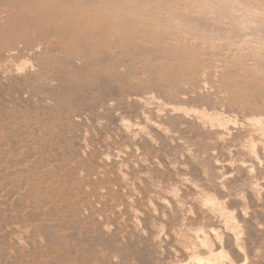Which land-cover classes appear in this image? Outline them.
I'll use <instances>...</instances> for the list:
<instances>
[{
  "label": "rangeland",
  "instance_id": "obj_1",
  "mask_svg": "<svg viewBox=\"0 0 264 264\" xmlns=\"http://www.w3.org/2000/svg\"><path fill=\"white\" fill-rule=\"evenodd\" d=\"M12 35H13L12 37H14L15 33H13ZM9 40H11V38L1 34L0 35V49L4 48L8 44ZM48 51L43 55H46L48 57H51V55H52V57H53V55H55V54L65 56V54L67 53L60 46H58V45L56 46V44H52L48 48ZM6 56L7 55L5 53L0 55V65L1 64L3 65L0 67V142H1L0 143V194H1L0 195V231L2 229V231L0 232V264H21V263H23V264H42V263L43 264H47V263L48 264H60V263L61 264H81V263L82 264H86V263L87 264H101L102 260H103L102 264H109V263L112 264L111 262L112 261L114 262V260H115L114 263H116V264H123V263L124 264H169L172 262H173L172 264H178V263L179 264H185L189 261L193 264L195 261L194 260L195 258L192 257L193 254L192 255L187 254L188 252L189 253L193 252V251L190 252V250L187 252L188 244L193 245L194 243H196L193 246L191 245L192 247L196 248L194 252H196V254H199L201 256L202 255L206 256L207 254H203V252H202V245L199 242L200 241L199 239H202V236L204 237V234H205V236H207V238H209L210 232H211V235H213V236H211L213 239L210 237L213 242H216L219 239H222L221 236H224L225 239L223 238L221 240L224 244L228 241V239L231 242H233L234 244H236L235 242H236L237 237H234V236H237L238 233L241 234L240 236H241V239L243 241L239 239L240 236L238 235L239 236L238 239L240 241L239 242L240 244H238V247L240 245V249L242 248V250H244V251L246 250L245 252H247L248 254L250 252L251 257L249 258V260L252 261V262L250 261L252 264H264V256H263L264 255V231H263V229H264L263 228L264 227V223H263L264 218H262V217H264V212H263V210H264V207H263L264 206V203H263V201H264V193H263L264 192V189H263L264 188L263 187L264 186V179H263L264 178V175H263L264 169L262 168V167H264L263 166L264 165V163H263L264 162V155L263 154L260 156H257V157L250 156L249 154H247L246 152H244L241 149V144H240L241 139H239V138H232V139L226 138V139H224V138L219 137L216 133H213V131L209 130L207 127L205 128V126H203L202 124L197 123V125H198L197 126L196 122L193 120L192 121L189 120V123H187L188 121L184 120L183 118H180V117H177V116H174L171 114L167 115V113H165L164 111H161L157 108L155 109L154 107L152 108L150 106L145 107V106L141 105L140 103L136 102L138 104L137 105L135 103V101L131 100V98L133 97V95H135V93L143 91L150 84V79L147 77L146 74H144V69L142 67V64H139V63L133 64V62L131 64V61H128V63L129 62L130 63L127 64L128 66H127L126 70L124 72H121L118 68V66L120 64H115V63L112 64L111 63V64H107L106 66H104L105 67L104 68V67L99 66L93 62V63H90V65H89V63L86 64L87 66L83 65L84 73L81 74V72L72 71V70L68 69L66 66H64L65 68H63V70H64L63 71L61 68H59L60 67L59 63H57V61L55 62L53 60L54 62L51 63L49 68H47V67L44 68V66L42 68V66H40L41 67L40 69H38L36 71H30L29 73H24V74L22 73V76H21L20 73L14 74V71H12V70L9 71L10 69L7 68L6 66H10V64L14 65L15 63H21L22 60L23 61L25 60V57L17 55V56H13V57L9 58L7 61H4ZM17 58H20V59H17ZM2 59H3V61H2ZM52 59H54V58H52ZM12 60L15 63L11 62ZM31 60L34 62L37 61V59L34 57ZM8 61H10L11 63ZM7 62L9 63V65H7L8 64ZM3 63H5V66ZM54 64H56V65H54ZM88 66H89V68H88ZM51 68H53L54 71ZM106 68H108V69L106 70ZM120 68H122V67H120ZM128 68H129V70H128ZM130 68H133V70ZM46 70H48L47 71L48 73L46 72ZM37 72H39V73H37ZM49 73L50 74L52 73V74L50 75ZM132 75H133V77H132ZM137 77H138V81H135ZM133 78H135V79H133ZM83 80L86 82L85 85L87 86V88H86V86H80V83ZM71 83H72V87L70 85ZM73 85H75V86H73ZM174 86H175V83H170V84L167 83L164 87L162 86L160 88V91L163 90L162 92H166L167 89H169L170 87H174ZM133 90L135 91V93H133L134 92ZM123 95H124V97H123ZM130 95H132V97ZM128 96H130V97H128ZM125 98H127V99H125ZM129 98H130V101H129ZM231 101L236 102L237 97L236 96L232 97ZM145 110L147 112L150 111V113L154 116L153 120H147L144 117L143 111H145ZM140 112H142V113L140 114ZM164 113L166 114L165 116H164ZM169 117H171V118H169ZM158 119L161 121H158ZM138 120H140V121H138ZM150 121H151V123H149ZM190 122H191V124H190ZM193 123H194V125H193ZM124 124L126 125L127 128L125 127ZM155 124L158 127V129L160 128L159 130L157 129ZM142 125H143V127H142ZM200 125H201L202 130L207 129L206 132H205V130L203 132H200V131H202V130H199ZM139 126H140V128H139ZM131 128H132V130H131ZM161 130H162V132H161ZM136 132H137V134H136ZM204 133L208 136H206ZM34 134L35 135L37 134V135L35 136ZM139 134H140V136H139ZM85 136L87 139L85 138ZM151 136H154V137H152L153 139L151 138ZM215 136H216V138H215ZM135 137H136V140H135ZM85 139L87 142H85ZM214 139L215 140L217 139V140L215 141ZM153 140H154V142L152 143ZM220 140H222V141L224 140V141L220 142ZM210 141H215L217 143L216 144H215V142L211 143ZM231 141L232 142L234 141L233 143H236V146ZM237 141H238V144H240V145L237 144ZM219 142L221 145L219 144ZM224 142H225V144H223ZM151 143H152V145H150ZM207 143L210 145V147ZM206 145H207V147H206ZM223 145H224V147H223ZM225 145H226V147H225ZM215 146L217 148H215ZM230 147H233V148H230ZM235 147H237V148H235ZM88 148H90V149L88 150ZM223 148H225V149H223ZM234 148L238 149V150H235ZM21 149H22V151H20ZM238 152H240L239 155L241 154V156L238 155ZM199 153H200V155H199ZM206 153H207V155H206ZM223 153L226 154V157L224 156L225 154H223ZM228 153H229V155H228ZM86 154H87V156L85 157ZM213 154H216V155H213ZM222 154L224 157H222ZM242 154H244V155H242ZM203 155H205V157ZM106 156H109V157L105 158ZM201 156L205 159L206 162L204 161V159H202ZM214 156H215V158H214ZM227 156H228V158H227ZM233 157L238 158L237 160L239 162L241 161L240 162L241 164H238L239 162H237V160H236L237 163L235 162V164H234L233 162L235 160L233 159ZM244 157H246L247 159ZM219 158H220V160H219ZM223 158L226 160H223ZM229 158L231 160H229ZM20 159H22V160H20ZM227 159H228V161H227ZM242 159H243V161H242ZM252 160H254V163H252L253 162ZM255 160H256V163H255ZM217 161H218V163L222 162L223 164L222 163H221L222 165L218 164V163H216ZM229 162L232 165L228 164ZM11 164H13V165H11ZM233 164L235 165L234 167H233ZM255 164H256V168L254 166ZM129 165H130V167H129ZM244 165L247 166L246 170H245L246 166H244ZM209 167H210V169H209ZM105 168H106V170H105ZM205 168H207V169H205ZM227 168L230 170H228ZM248 168H250V170L252 169V171H254V172L250 171ZM100 169H102L103 171ZM176 169H177V171H175ZM236 169H238V170L240 169L241 174H239L240 171H238ZM259 169H261L260 170L261 172L257 171ZM247 170H249V171H247ZM208 171H209V173H208ZM212 171L214 174L211 173ZM220 171H221V173H219ZM237 172L239 175H237ZM248 172H250V173L252 172L253 174L255 173L256 175L258 173H260L257 176L259 177V181L261 182V180H262L263 183H261L262 186L259 187L260 189L257 192L253 191V188H251L250 182H251L252 178H250V177L253 174L252 173L250 174ZM88 173H90V174H88ZM222 173H225L224 176L228 173L229 177H228V175H226L227 177L225 178L224 176L221 175ZM170 174H172V175H170ZM205 174H206V176H205ZM242 174L244 177L242 176ZM102 175H104V176H102ZM233 175H234V177H232ZM247 175H249V179L246 178ZM30 176H31V178H30ZM175 176L177 178H175ZM186 176L188 177V179L186 178ZM213 176H214V179H213ZM217 177H218L219 181L217 180ZM208 178H209V180H207ZM236 178H238V179H236ZM44 179L47 181H45ZM185 180H187L186 183L184 182ZM188 180L189 181L193 180V181L189 182ZM223 180L225 183L222 182ZM68 181H70V182H68ZM201 181H202V183H200ZM241 182L243 185H246L247 188H245L246 186L245 187L242 186ZM246 182H247V184H246ZM190 183L191 184L193 183V184L191 185ZM211 183H213V184H211ZM215 183H217V184H215ZM94 184H96V185H94ZM176 184L177 185L179 184L178 185L179 187ZM194 184L196 185L197 189L194 186ZM224 184L226 187L224 186ZM26 185L28 187H26ZM60 185H62V186H60ZM216 185H218V186H216ZM42 186H44V188ZM153 186L154 187L156 186V187L154 188ZM228 186H229V188H228ZM194 187H195V190L197 192L194 190ZM199 187H200L201 191L198 190ZM203 187H204V189H203ZM223 187H224V189H223ZM240 187H242V188H240ZM104 188L106 189L105 192L103 190ZM185 188H187V189H185ZM238 188L240 190H238ZM250 188H251V190H250ZM230 189H232V190H230ZM234 189L238 190V192L240 191V193H238ZM166 190H169V191H166ZM181 190L183 191V194H181L182 193ZM191 190H193V192ZM216 190L218 193L216 192ZM179 191H181V192H179ZM206 191H207V194H206ZM221 191H223V192H221ZM235 191H236V193H235ZM32 192H33V194H32ZM34 192L36 193L37 198L34 197V195H35ZM160 192H161V195H163L165 193L162 196V197H164L162 199H161ZM169 192L171 194H173L172 197H171V194H168ZM209 192L211 194H212V192L214 193L213 196H216V197H213V198L216 199L217 202H216V204L213 203V205L214 204L216 205L215 207H212L213 205L211 206V204H209L211 202L207 203V207H208V209H207L206 204H205V199H207V197L209 195L211 196V194H208ZM18 193L20 194V196ZM89 193H91V194H89ZM175 193H177L178 196H176ZM196 193H198V194H196ZM199 193H201L202 195ZM232 193H233V195H232ZM56 194H57V196H56ZM110 194H111V196H110ZM193 194L196 196V199L198 198L197 200H200V201H196V199H193V198H195V196H193ZM217 194H218V196H217ZM257 194H258V196H257ZM16 195H17V197H16ZM151 195H153V196H151ZM197 195H198V197H197ZM200 195H201V197H199ZM206 195H208V196H206ZM229 195H231V196H229ZM247 195H250V197L249 196L247 197ZM253 195H255L256 197ZM3 196H5V197H3ZM24 196H25V200H24ZM189 196L193 197V198H191V200L193 199V201L189 200V198H190ZM219 196L222 197L223 199L219 198ZM239 196L240 197L245 196V197H243L241 200V198H239ZM150 197L152 199H150ZM177 197H178V199H177L178 201L176 200ZM204 197H205V199H204ZM234 197H235V199L233 201ZM246 197L249 198V200ZM252 197H253V199L250 201V199ZM26 198H27V200H26ZM30 198L31 199L33 198L35 201H33V199L31 200ZM201 198H203V199H201ZM244 198L246 200L245 201L246 203H244ZM254 198H256V199H254ZM6 199H8L9 201ZM220 199L222 200L221 203H220V201H221ZM228 199H230L231 201ZM1 200H2V203H1ZM11 200H13V201L11 202ZM79 200L82 203H79ZM94 200L96 201L95 203H94ZM166 200H168V201H166ZM247 200H248V202H247ZM24 201H26V202H24ZM31 201L33 202V204ZM42 201L44 202L43 204L41 203ZM119 201L122 202V204L119 203ZM169 201H170V204H169ZM180 201H182V202L184 201L185 203H182ZM202 201H203L206 208L204 206H203L204 208L202 207V205H203ZM224 201H225V204L223 203ZM235 201H237V202H235ZM240 201H241V203H240ZM5 202L7 205L4 204ZM14 202H16V203H14ZM73 202H74V204H73ZM178 202H180V204L181 203L182 204L180 205V204H178ZM189 202H190V204H189ZM192 202H193V204H192L193 206L191 209V203ZM206 202H207V200H206ZM232 202H234V204ZM256 202L259 204H257ZM96 203L100 204L102 209H100L99 205L96 206ZM148 203H150V204L148 205ZM199 203L201 204V206ZM218 203L222 204L220 206V208L218 207L219 206ZM227 203H228V205H230V207L227 206V209H226L228 212L225 211V207H226ZM238 203H240V204L238 205ZM254 203L256 206L254 205ZM22 204H24V206L27 209L28 208L29 209L27 210L24 206H22ZM45 204H47V207L45 206ZM173 204L176 206H174ZM183 204H185V206H186L185 208H183L184 207ZM188 204L190 206H188ZM155 205L158 208L159 207L160 208L156 209ZM234 205L236 206V209H235ZM118 206L120 207V209ZM222 206H223V208H221ZM238 206H239V208H238ZM244 206H245L246 210L247 209L249 210V212H247L248 210L246 211L245 208L242 210V208ZM6 207H8V208H6ZM9 207H10V209L12 207L11 211H9L10 210ZM146 207H147V210L144 211V209H146ZM201 207L203 208V210H201L202 209ZM18 208H20V210ZM23 208H25V210ZM32 208H34V209H32ZM212 208H214V209L216 208L215 209L216 213H214L215 211H214V209L212 210ZM217 208H219V209H217ZM15 209H17V210H15ZM55 209L56 210L60 209V210L56 211ZM110 209L113 211H111ZM180 209L184 210V211H181ZM205 209H207V211ZM220 209L221 210L224 209L223 212H221L222 216L219 212V211H221ZM84 210H86V211H84ZM158 210H159V214H158L159 216L157 215ZM162 210H164V211H162ZM231 210H232V212L230 213ZM234 210L238 213L240 211H242V212H240L241 214H239L238 216H237V214H238L237 213L236 215H234L235 217L233 218L232 215L235 212ZM244 210L246 212L245 214H243ZM252 210H253V212H251ZM19 211H21L22 213ZM26 211H28V212H26ZM193 211H194L195 216L192 215ZM3 212H5V213L3 214ZM154 212H156V213H154ZM208 212H210V213H208ZM176 213H178V214H176ZM225 213L231 219L233 218L232 219L233 221L229 217L227 218ZM5 214H6V216H5ZM21 214H22V216H21ZM95 214H96V216H95ZM163 214H165V215H163ZM167 214L168 215L171 214V215L168 216ZM181 214H182V216H180ZM202 214H203V216H202ZM213 214H215V216ZM216 214H217L218 218L216 217ZM246 214L249 217L244 216ZM223 215L225 216V218L227 220L224 218ZM240 215H242L243 219ZM4 216H5V218H4ZM188 216H190V218ZM210 216H212V218ZM90 217H91V219H90ZM101 217H102V220H101ZM194 217H197V219H193ZM200 217H201V219H200ZM222 217L224 219H221ZM237 217H239V218L236 219ZM174 218L175 219L177 218L178 220L177 219L175 220ZM179 218H183V220L179 219ZM206 218L208 220H206ZM245 218H247V219L245 220ZM184 219H185V222H183ZM187 219H189V221H186ZM235 219H236V222L234 221ZM53 220H55L56 222L58 221V222L56 223ZM180 220H181V222H180ZM209 220H212V221H209ZM215 220H217V222ZM192 221L194 222V224L196 223L195 224L196 226L194 224H192L193 223ZM213 221H215V222H213ZM227 221L230 222V224ZM253 221H254V223H252ZM256 221H257V223H255ZM11 222H13V223H11ZM14 222H17V223H14ZM68 222H69V224H68ZM225 222H227L228 224H226ZM231 222H234L236 224L239 223V224L235 225L234 223H232V225H233L232 226ZM28 223H30V224H28ZM93 223L95 226L93 225ZM97 223H98V225H97ZM7 224H8V226H7ZM40 224L43 227L40 226ZM100 224H103L104 227L106 226V228L108 227L107 229H110V226H111L110 230H112L111 232L114 231L113 235H110L107 238L99 237L98 228L101 226ZM144 224H146V225H144ZM207 224H209L208 226L210 228H207L208 227L207 226L206 227L207 229H206L205 226ZM215 224H217V225H215ZM222 224L223 225L226 224V227L222 226ZM259 224L261 226H260V228H257L259 226ZM69 225H71V226H69ZM184 225L189 226V227H186ZM18 226H20V227H18ZM112 226L115 229L112 228ZM161 226H162V228H161ZM169 226H171V227H169ZM192 226H193V228H191V229L193 231L191 232L190 227H192ZM201 226H203L204 228ZM230 226H231V228H230ZM238 226L240 229L238 228ZM253 226H254V228H256V230L255 229L252 230ZM27 227L28 228L30 227L29 228L30 230ZM150 227H153V228H150ZM185 227L188 229H186ZM236 227H237V230L239 229L238 230L239 232L237 230H234V229H236ZM16 228L20 229L21 231L17 230ZM39 228L41 230H38ZM163 228H165L164 231H163ZM199 228L202 229L201 230L202 236L200 234L201 232H200ZM220 228H221V230H220ZM226 228H227V230H225ZM13 229L15 230V232ZM25 229H27L28 232ZM137 229H139V230H137ZM143 229H145V230L143 231ZM146 229H147V231H146ZM218 229H219V232L217 231ZM228 229L229 230L231 229L230 231L232 233L234 232L235 235H233ZM248 229H249V231H248ZM16 230H17V232H16ZM33 230H35V231H33ZM159 230H161V231H159ZM210 230H212V231H210ZM215 230H216V232H215ZM240 230H242V231H240ZM84 231H86L87 233ZM168 231H169V235H166V234H168ZM194 231H195V233L193 234ZM196 231H197V233H196ZM204 231H206V232H204ZM235 231H237V233H235ZM243 231H244V235L242 233ZM256 231H258V232H256ZM140 232L143 233V237L145 238L144 240H142L143 238H142V236H140V235H142ZM144 232H146V233H144ZM160 232H161V235H159ZM20 233H21V235H20ZM33 233H35V234H33ZM80 233L83 234L84 237L87 238L89 242L86 241V239ZM136 233H139L140 235L136 234ZM156 233L159 235V239H161L160 243L163 244V245H158V247H157V244H155V242H154V239H155L154 237H157ZM179 233H181V234H179ZM216 233L217 234L221 233V235L219 234L220 235L219 236ZM250 233L252 234V238L250 237V235H248ZM14 234H15V236H14L13 241H12V239H10V238H12ZM17 234H18V236L16 237ZM175 234H176V236H175ZM195 234L199 235L198 238L199 237H201V238L198 239ZM254 234H256L258 239L256 237H253V236H255ZM19 235L21 238L19 237ZM125 235H126V238H125ZM136 235H138V236H136ZM229 235H231V236H229ZM38 236L40 237V239ZM55 236H57V237L55 238ZM168 236H169V240H171V242H169ZM186 236L188 239L185 238ZM242 236H244V237H242ZM164 237H166V240ZM69 238H70V241H69ZM146 238L148 240H146ZM178 238H179V240H178ZM44 239H46V240H44ZM91 239H92V241H91ZM112 239L114 240L113 242H111ZM159 239H157V240H159ZM247 239H250V240L247 241ZM33 240H36V242L33 243ZM151 240H152V242H151ZM185 240H187V241H185ZM190 240L192 242H190ZM223 240H225V241H223ZM252 240H254V241H252ZM255 240L256 241L259 240V241L255 242ZM10 241H12V242H10ZM44 241H46V242H44ZM78 241H80V242H78ZM165 241L167 243H165ZM16 242H17V245H16ZM94 242H97L98 245H96ZM108 242H110V243H108ZM178 242H180V244ZM35 243H36V245H35ZM79 243H81L82 245ZM88 243L91 245H88ZM146 243H148L149 245ZM181 243H184V245ZM249 243H251V245H253V246H250ZM175 244H176V247H175ZM241 244H242V246H241ZM155 245H156V247H155ZM171 245L174 246V248ZM178 245H180L184 248H182ZM190 245H189V247H190ZM195 245H197V247ZM92 246H94V248H95V246H96V248L99 247L98 249L104 248L105 252L102 251L103 249H101V250L97 249V251H96V248H95V251H96V254H95L94 253L95 251L93 252L94 248ZM148 246H149V248H148ZM162 246H165L163 248L166 251L162 248ZM169 247H172V248H169ZM185 247H187V250H184ZM25 248H26V251H25ZM194 248H192V250H194ZM197 248H199V249L197 250ZM248 248H250V249H248ZM21 249H22V252H24V253L20 252ZM88 249H90V250H88ZM156 249H158V252H160V255L158 254ZM169 249L170 250L172 249L173 251H170ZM257 249H260V250H258L259 253L256 252ZM13 250H15V252ZM178 250L180 251L179 254L182 252L180 254L181 256L178 254ZM224 250H225V252L229 251V249L226 245H225ZM252 250L255 252H253ZM90 251H92V252H90ZM164 251L167 252V253H163L165 255L162 254V252H164ZM168 251H170V252H168ZM183 251L185 252L186 255L184 254ZM12 252H14V253H12ZM174 252H175L174 255H177V256H173L172 258H174V259H172L169 262V260H170V258ZM90 253H93V254H90ZM101 253H102V255H101ZM103 254H104V256H106L108 254L106 256V260L103 259L104 258ZM182 254H184V256ZM255 254H257V255H255ZM89 255H91V256L93 255V257H90ZM178 255H179V257H178ZM254 255H255V257H254ZM258 255H260V259H259ZM73 256H75V257H73ZM84 256H85V258H84ZM160 256H162V257H160ZM189 256H191V257H189ZM70 257H71V259H70ZM176 257H178V259ZM87 258L89 260H91V262L88 261ZM161 258H164V259H161ZM96 260H98V261L100 260L101 262L99 261L100 262L99 263ZM109 260H112V261H109ZM148 260H150V261H148ZM174 260H176V261H174ZM254 260H255V262H254ZM259 260H260V262H259ZM13 261H15V262H13ZM72 261H73V263H71ZM79 261H80V263H79ZM85 261H87V262H85ZM250 262H249V264H251ZM187 264H189V263H187Z\"/></svg>",
  "mask_w": 264,
  "mask_h": 264
},
{
  "label": "bare ground",
  "instance_id": "obj_2",
  "mask_svg": "<svg viewBox=\"0 0 264 264\" xmlns=\"http://www.w3.org/2000/svg\"><path fill=\"white\" fill-rule=\"evenodd\" d=\"M15 33L14 37H12ZM8 36L11 40L8 44L0 49V55L6 54L4 61H7L13 56H24L25 60L21 63H15L13 60L11 62L14 65L6 66L9 71H14V74L29 73L30 71H36L42 66L49 68L52 62L59 63V68L63 70L66 66L72 71H79L81 74L84 73L83 65L89 63H95L99 66H106L107 64H120L118 66L121 72H124L127 68L128 61L131 64H142L144 69V74L150 79L149 86L146 87L141 92L135 93V95H130L132 101L135 103H140L141 105L147 107H154L167 113L171 114L184 120H193L199 124L207 127L209 130L216 133L221 138H239L241 139V149L249 154L250 156L257 157L264 155V0H0V35ZM6 38V37H5ZM60 46L67 53L65 56L62 55H51L48 57L45 54L48 48L52 45ZM49 52V51H48ZM58 53V52H57ZM50 54V53H49ZM43 55V56H42ZM50 56V55H49ZM36 58L37 61H32V58ZM54 58V59H52ZM20 59V58H17ZM11 60V59H10ZM54 60V61H53ZM3 61V59H2ZM10 62V61H8ZM7 62V63H8ZM10 62V63H11ZM6 63V64H7ZM5 66V63H3ZM94 64V65H95ZM9 65V63L7 64ZM56 65V64H54ZM3 66L2 64L0 67ZM87 66V65H86ZM92 66V65H91ZM98 66V67H99ZM109 66V65H108ZM138 66V65H137ZM122 67V68H120ZM130 67V66H129ZM132 67V66H131ZM3 68V67H2ZM58 68V69H59ZM89 68V66H88ZM105 68V67H104ZM138 68V67H137ZM53 69V68H51ZM97 69V68H96ZM108 68H106L107 70ZM133 70V68H130ZM7 70V69H6ZM5 70V71H6ZM45 70V69H44ZM56 70V69H55ZM61 70V71H62ZM86 70V69H85ZM129 70V68H128ZM48 70H46L47 72ZM52 71V70H51ZM54 71V69H53ZM64 71V70H63ZM7 72V71H6ZM39 73V72H37ZM48 73V72H47ZM53 73V72H52ZM51 73V74H52ZM78 73V72H77ZM129 73V72H128ZM133 73V72H132ZM131 73V74H132ZM12 74V73H11ZM45 74V73H44ZM50 74V73H49ZM50 74V75H51ZM68 74V73H67ZM75 74V73H74ZM79 74V73H78ZM122 74V73H121ZM120 74V75H121ZM28 75V74H27ZM93 75V74H92ZM108 75V74H107ZM29 76V75H28ZM27 76V77H28ZM47 76V75H46ZM49 76V75H48ZM88 76V75H87ZM86 76V77H87ZM80 77V76H79ZM133 77V75H132ZM47 78V77H46ZM48 79V78H47ZM89 79V78H88ZM87 79V80H88ZM91 79V78H90ZM100 79V78H99ZM135 79V78H133ZM148 79V80H149ZM82 80V79H81ZM101 80V79H100ZM108 80V79H107ZM58 81V80H57ZM80 81V80H79ZM78 81V82H79ZM110 81V80H109ZM108 81V82H109ZM135 81H138V77ZM93 82V81H92ZM175 83L174 87H170L166 92L160 91V88L166 84ZM43 84V83H42ZM54 84V83H53ZM60 84V83H59ZM77 84V83H76ZM86 82L83 80L80 86H86ZM50 85V84H49ZM72 87V83L70 84ZM45 86V85H44ZM75 86V85H73ZM77 86V85H76ZM79 86V87H80ZM78 87V86H77ZM48 88V87H47ZM56 88V87H55ZM87 88V86H86ZM168 88V87H167ZM77 90V89H76ZM75 90V91H76ZM90 90V89H89ZM166 90V89H165ZM74 91V90H73ZM78 91V90H77ZM132 91V90H131ZM128 96V97H130ZM237 97L236 102H232V97ZM124 97V95H123ZM127 97V96H126ZM127 99V98H125ZM119 101V100H118ZM130 101V98H129ZM119 103V102H118ZM130 103V102H129ZM134 103V104H135ZM136 103V104H137ZM121 104V103H120ZM117 105V104H116ZM132 105V104H131ZM138 105V104H137ZM141 108V107H140ZM139 108V109H140ZM144 109V108H143ZM140 111V110H139ZM66 112V111H65ZM160 112V111H159ZM142 112H140L141 114ZM164 113V116L166 115ZM144 117L147 120H153L154 116L146 110L143 111ZM162 114V113H161ZM21 115V114H20ZM65 115V114H64ZM139 115V114H138ZM156 115V114H155ZM160 115V114H159ZM81 116V115H80ZM142 116V115H141ZM140 116V117H141ZM11 117V116H10ZM136 117V116H135ZM161 117V116H160ZM159 117V118H160ZM68 118V117H67ZM158 118V117H157ZM162 118V117H161ZM171 118V117H169ZM168 118V119H169ZM176 118V117H175ZM166 120V119H165ZM179 120V119H178ZM183 120V121H184ZM15 121V120H14ZM140 121V120H138ZM158 121H161L158 119ZM182 121V122H183ZM40 122V121H39ZM153 122V121H152ZM136 123V122H135ZM151 123V121L149 122ZM154 124V123H153ZM191 124V122H190ZM30 125V124H29ZM125 125V124H124ZM145 125V124H144ZM194 125V123H193ZM156 126V124H155ZM198 126V125H197ZM43 127V126H42ZM126 127V125H125ZM143 127V125H142ZM145 127V126H144ZM154 127V126H153ZM157 127V126H156ZM155 127V128H156ZM194 127V126H193ZM201 129V125L199 126ZM127 128V127H126ZM138 128V127H137ZM140 128V126H139ZM196 128V127H195ZM135 129V128H134ZM146 129V128H145ZM158 129V127H157ZM160 129V128H159ZM158 129V130H159ZM197 129V128H196ZM130 130V129H129ZM132 130V128H131ZM144 130V129H143ZM149 130V129H148ZM205 130V129H204ZM204 130L200 131L203 132ZM207 130V129H206ZM205 130V132H206ZM35 132V131H34ZM162 132V130H161ZM80 133V132H79ZM131 133V132H130ZM129 133V134H130ZM140 133V132H139ZM150 133V132H149ZM135 134V133H134ZM137 134V132H136ZM203 134V133H202ZM205 134V133H204ZM2 135V134H1ZM35 135V134H34ZM37 135V134H36ZM35 135V136H36ZM87 135V134H86ZM149 135V134H148ZM152 135V134H151ZM200 135V134H199ZM206 135V134H205ZM140 136V134H139ZM201 136V135H200ZM208 136V135H206ZM134 137V136H133ZM154 136H151V138ZM202 137V136H201ZM2 138V137H1ZM86 138V136H85ZM150 138V139H151ZM213 138V137H212ZM216 138V136H215ZM87 139V138H86ZM85 139V142H87ZM129 139V138H128ZM138 139V138H137ZM148 139V138H147ZM153 139V138H152ZM202 139V138H201ZM211 139V138H210ZM13 140V139H12ZM136 140V137H135ZM165 140V139H164ZM215 140V139H214ZM217 140V139H216ZM215 140V141H216ZM228 140V139H227ZM202 141V140H201ZM215 141H210L215 142ZM222 140H220L221 142ZM224 141V140H223ZM222 141V142H223ZM9 142V141H8ZM23 142V141H22ZM147 142V141H146ZM154 140L152 141V143ZM162 142V141H161ZM209 142V143H210ZM219 142V144H220ZM229 142V141H228ZM232 142V141H231ZM234 142V141H233ZM232 142V143H233ZM1 143V142H0ZM15 143V142H14ZM137 143V142H136ZM135 143V144H136ZM149 143V142H148ZM152 143L150 145H152ZM217 142H215L216 144ZM8 144V143H7ZM33 144V143H32ZM196 144V143H195ZM208 144V143H207ZM214 144V143H213ZM225 144V142L223 143ZM236 146V143H233ZM238 144V141H237ZM238 144V145H240ZM9 145V144H8ZM46 145V144H45ZM87 145V144H86ZM137 145V144H136ZM154 145V144H153ZM209 145V144H208ZM221 145V144H220ZM138 146V145H137ZM213 146V145H212ZM217 146V145H216ZM215 146V148H217ZM219 146V145H218ZM13 147V146H12ZM60 147V146H59ZM88 147V146H87ZM139 147V146H138ZM152 147V146H151ZM155 147V146H154ZM166 147V146H165ZM207 147V145H206ZM210 147V145H209ZM214 147V146H213ZM224 147V145H223ZM226 147V145H225ZM137 148V147H136ZM233 148V147H230ZM237 148V147H235ZM234 148V149H235ZM239 148V147H238ZM84 149V148H83ZM90 148H88L89 150ZM154 149V148H153ZM206 149V148H205ZM225 149V148H223ZM27 150V149H26ZM238 150V149H235ZM14 151V150H13ZM22 151V149L20 150ZM145 151V150H144ZM204 151V150H203ZM9 152V151H8ZM28 152V151H27ZM35 152V151H34ZM202 152V151H201ZM229 152V151H228ZM242 152V151H241ZM243 152V153H244ZM213 153V152H212ZM240 152H238L239 155ZM59 154V153H58ZM109 154V153H108ZM225 154V153H223ZM222 157H226V154ZM232 154V153H231ZM46 155V154H45ZM44 155V156H45ZM60 155V154H59ZM110 155V154H109ZM200 155V153H199ZM207 155V153H206ZM216 155V154H213ZM229 155V153H228ZM244 155V154H242ZM15 156V155H14ZM23 156V155H22ZM37 156V155H36ZM87 154L85 155V157ZM149 156V155H148ZM205 157V155H203ZM231 156V155H230ZM241 156V154L239 155ZM238 156V157H239ZM247 156V155H246ZM17 157V156H16ZM106 156L105 158H108ZM202 157V156H201ZM200 157V158H201ZM213 157V156H212ZM243 157V156H242ZM12 158V157H11ZM30 158V157H29ZM111 158V157H110ZM210 158V157H209ZM215 158V156H214ZM221 158V157H220ZM219 158V160H220ZM228 158V156H227ZM231 158V157H230ZM229 158V160H231ZM240 158V157H239ZM246 158V157H244ZM260 158V157H259ZM14 159V158H13ZM46 159V158H45ZM54 159V158H53ZM118 159V158H117ZM122 159V158H121ZM202 159H204L202 157ZM233 163L235 164L238 158H234ZM241 159V158H240ZM247 159V158H246ZM22 160V159H20ZM119 160V159H118ZM211 160V159H210ZM223 160H226L223 158ZM245 160V159H244ZM263 160V159H262ZM11 161V160H10ZM107 161V160H106ZM123 161V160H122ZM205 161V159H204ZM214 161V160H213ZM228 161V159H227ZM233 161V160H232ZM243 161V159H242ZM250 161V160H249ZM253 161V162H252ZM251 162L254 163V160ZM260 161V160H259ZM111 162V161H110ZM115 162V161H114ZM206 162V161H205ZM212 162V161H211ZM225 162V161H224ZM237 162H239L237 160ZM236 162V163H237ZM241 162V161H240ZM238 164H241V163ZM250 162V163H251ZM263 162V161H262ZM12 163V162H11ZM23 163V162H22ZM54 163V162H53ZM103 163V162H102ZM106 163V162H105ZM113 163V162H112ZM218 163V161L216 162ZM219 162L218 164H221ZM226 163V162H225ZM245 163V162H244ZM256 163V160H255ZM264 163V162H263ZM4 164V163H3ZM16 164V163H15ZM27 164V163H26ZM107 164V163H106ZM223 164V163H222ZM221 164V165H222ZM228 164H231L230 162ZM233 164V167L235 166ZM243 164V163H242ZM13 165V164H11ZM22 165V164H21ZM24 165V164H23ZM50 165V164H49ZM77 165V164H76ZM220 165V166H221ZM232 165V164H231ZM251 165V164H250ZM25 166V165H24ZM108 166V165H107ZM110 166V165H109ZM246 166V165H244ZM253 166V165H252ZM251 166V167H252ZM256 168V164L254 165ZM264 166V165H263ZM112 167V166H111ZM130 167V165H129ZM202 167V166H201ZM249 167V166H248ZM91 168V167H90ZM110 168V167H109ZM224 168V167H223ZM229 168V167H228ZM227 168V169H228ZM244 168V167H243ZM247 166L245 167L246 170ZM254 168V167H253ZM264 169V167H262ZM18 169V168H17ZM44 169V168H43ZM207 169V168H205ZM210 169V167H209ZM212 169V168H211ZM214 169V168H213ZM218 169V168H217ZM250 170V168H248ZM9 170V169H8ZM102 170V169H100ZM106 170V168H105ZM180 170V169H179ZM178 170V171H179ZM191 170V169H190ZM216 170V169H215ZM230 170V169H228ZM234 170V169H233ZM232 170V171H233ZM238 170V169H236ZM242 170V169H241ZM247 170V171H249ZM254 170V169H253ZM256 170V169H255ZM261 169L257 170L260 171ZM6 171V170H5ZM103 171V170H102ZM158 171V170H157ZM177 171V169L175 170ZM206 171V170H205ZM214 171V170H213ZM213 171L211 173H213ZM224 171V170H223ZM240 171V169L238 170ZM246 171V172H247ZM252 171V169L250 170ZM263 171V170H262ZM3 172V171H2ZM9 172V171H8ZM227 172V171H226ZM229 172V171H228ZM245 172V171H244ZM254 172V171H252ZM251 172V173H252ZM261 172V171H260ZM170 173V172H169ZM175 173V172H174ZM177 173V172H176ZM181 173V172H180ZM179 173V174H180ZM204 173V172H203ZM209 173V171H208ZM210 173V174H211ZM221 173V171L219 172ZM235 173V172H234ZM250 173V172H248ZM247 173V174H248ZM250 173V174H251ZM27 174V173H26ZM90 174V173H88ZM214 174V173H213ZM212 174V175H213ZM225 173L221 175L224 176ZM241 174V171L240 173ZM237 172V175H239ZM249 174V175H250ZM253 174V173H252ZM260 174V173H258ZM257 174V175H258ZM263 174V173H262ZM125 175V174H124ZM123 175V176H124ZM172 175V174H170ZM204 175V174H203ZM202 175V176H203ZM228 175V173L226 174ZM224 176L225 178L227 176ZM232 175V174H231ZM245 175V174H244ZM249 175L246 178L249 179ZM255 173L251 175V188L253 191L257 192L262 186L259 181V177ZM264 175V174H263ZM45 176V175H44ZM104 176V175H102ZM192 176V175H191ZM206 176V174H205ZM218 176V175H217ZM243 176V174H242ZM96 177V176H95ZM141 177V176H140ZM198 177V176H197ZM229 177V175H228ZM234 177V175L232 176ZM244 177V176H243ZM31 178V176H30ZM97 178V177H96ZM100 178V177H99ZM104 178V177H103ZM175 178H177L175 176ZM179 178V177H178ZM183 178V177H182ZM185 178V177H184ZM188 179V177L186 176ZM50 179V178H49ZM90 179V178H89ZM101 179V178H100ZM151 179V178H150ZM181 179V178H180ZM190 179V178H189ZM214 179V176H213ZM238 179V178H236ZM261 179V178H260ZM264 179V178H263ZM40 180V179H39ZM45 180V179H44ZM88 180V179H87ZM98 180V179H97ZM124 180V179H123ZM209 180V178L207 179ZM218 180V177H217ZM228 180V179H227ZM246 180V179H245ZM244 180V181H245ZM41 181V180H40ZM47 181V180H45ZM49 181V180H48ZM71 181V180H70ZM68 181V182H70ZM91 181V180H90ZM161 181V180H160ZM170 181V180H169ZM180 181V180H179ZM189 181V180H188ZM193 181V180H191ZM189 181V182H191ZM219 181V180H218ZM221 181V180H220ZM233 181V180H232ZM5 182V181H4ZM97 182V181H96ZM103 182V181H102ZM144 182V181H143ZM185 183L187 180L184 181ZM224 182V180L222 181ZM85 183V182H84ZM162 183V182H161ZM175 183V182H174ZM199 183V182H198ZM202 183V181L200 182ZM225 183V182H224ZM231 183V182H230ZM237 183V182H236ZM43 184V183H42ZM60 184V183H59ZM148 184V183H147ZM167 184V183H166ZM191 184V183H190ZM193 184V183H192ZM191 184V185H192ZM213 184V183H211ZM217 184V183H215ZM235 184V183H234ZM242 184V182H241ZM247 184V182H246ZM63 185V184H62ZM60 185V186H62ZM84 185V184H83ZM93 185V184H92ZM96 185V184H94ZM177 185V184H176ZM179 185V184H178ZM177 185V186H178ZM201 185V184H200ZM221 185V184H220ZM227 185V184H226ZM230 185V184H229ZM236 185V184H235ZM24 186V185H23ZM33 186V185H32ZM56 186V185H55ZM74 186V185H73ZM107 186V185H106ZM176 186V187H177ZM185 186V185H184ZM188 186V185H187ZM196 187V185L194 184ZM205 186V185H204ZM211 186V185H210ZM209 186V187H210ZM215 186V185H214ZM218 186V185H216ZM225 186V184H224ZM242 186H246L243 185ZM250 186V185H249ZM26 187H28L26 185ZM34 187V186H33ZM38 187V186H37ZM44 188V186H42ZM128 187V186H127ZM154 187V186H153ZM156 187V186H155ZM154 187V188H155ZM168 187V186H167ZM179 187V186H178ZM194 187V190H195ZM202 187V186H201ZM226 187V186H225ZM235 187V186H234ZM264 187V186H263ZM23 188V187H22ZM25 188V187H24ZM62 188V187H61ZM75 188V187H74ZM164 188V187H163ZM174 188V187H173ZM208 188V187H207ZM229 188V186H228ZM242 188V187H240ZM247 188V186L245 187ZM250 188V190H251ZM262 188V187H261ZM16 189V188H15ZM76 189V188H75ZM176 189V188H175ZM187 189V188H185ZM193 189V188H192ZM197 189V187H196ZM204 189V187H203ZM222 189V188H221ZM224 189V187H223ZM227 189V188H226ZM264 189V188H263ZM45 190V189H44ZM59 190V189H58ZM105 192V188L103 189ZM155 190V189H154ZM174 190V189H173ZM178 190V189H177ZM190 190V189H189ZM200 190V187L198 189ZM206 190V189H205ZM232 190V189H230ZM236 190V189H234ZM238 190H240L238 188ZM238 190H236L238 192ZM245 190V189H244ZM47 191V190H46ZM87 191V190H86ZM169 191V190H166ZM171 191V190H170ZM182 191V190H181ZM179 191V192H181ZM193 192V190H191ZM196 191V190H195ZM226 191V190H225ZM228 191V190H227ZM235 191V193H236ZM248 191V190H247ZM252 191V192H253ZM262 191V190H261ZM4 192V191H3ZM20 192V191H19ZM61 192V191H60ZM66 192V191H65ZM78 192V191H77ZM103 192V191H102ZM153 192V191H152ZM176 192V191H175ZM197 192V191H196ZM203 192V191H202ZM205 192V191H204ZM217 192V190H216ZM215 192V193H216ZM223 192V191H221ZM243 192V191H242ZM251 192V193H252ZM254 192V193H255ZM35 193V192H34ZM56 193V192H55ZM163 193V192H162ZM218 193V192H217ZM230 193V192H229ZM234 193V194H235ZM240 193V191L238 192ZM237 193V194H238ZM264 193V192H263ZM262 193V194H263ZM19 194V193H18ZM17 194V195H18ZM33 194V192H32ZM31 194V195H32ZM39 194V193H38ZM37 194V195H38ZM91 194V193H89ZM103 194V193H102ZM165 194V193H164ZM163 194V195H164ZM168 194H171L170 192ZM178 196L177 193H175ZM183 194V191L182 193ZM198 194V193H196ZM201 194V193H199ZM205 194V193H204ZM207 194V191H206ZM208 194H211L210 192ZM1 195V194H0ZM16 195V197H17ZM22 195V194H21ZM30 195V196H31ZM50 195V194H49ZM83 195V194H82ZM154 195V194H153ZM151 195V196H153ZM156 195V194H155ZM161 195V192H160ZM161 195V199L164 198ZM173 194H171L172 197ZM180 195V194H179ZM202 195V194H201ZM201 195L199 197H201ZM208 196L205 199V204L207 203L213 205L216 204V199L213 196ZM233 195V193H232ZM241 195V194H240ZM11 196V195H10ZM20 196V194H19ZM23 196V195H22ZM39 196V195H38ZM57 196V194H56ZM76 196V195H75ZM89 196V195H88ZM102 196V195H101ZM107 196V195H106ZM111 196V194H110ZM159 196V195H158ZM170 196V195H169ZM193 196H195L193 194ZM205 196V195H204ZM218 196V194H217ZM231 196V195H229ZM250 195H247V197ZM255 196V195H253ZM258 196V194H257ZM5 197V196H3ZM15 197V196H14ZM15 197V198H16ZM34 197L37 198L36 193ZM85 197V196H84ZM175 197V196H174ZM181 197V196H180ZM191 200V196H189ZM198 197V195H197ZM228 197V196H227ZM233 197V196H232ZM245 197V196H243ZM243 197H240L241 200ZM246 197V198H247ZM256 197V196H255ZM12 198V197H11ZM35 198V199H36ZM154 198V197H153ZM170 198V197H169ZM218 198V197H217ZM219 198H222L219 196ZM218 198V199H219ZM226 198V197H225ZM224 198V199H225ZM229 198V197H228ZM9 199V198H8ZM6 199V200H8ZM31 199V198H30ZM33 199V198H32ZM31 199V200H32ZM49 199V198H48ZM47 199V200H48ZM63 199V198H62ZM80 199V198H79ZM94 199V198H93ZM130 199V198H129ZM128 199V200H129ZM150 199H152L150 197ZM178 197L176 198V200ZM182 199V198H181ZM196 199V196L195 198ZM193 199L191 201H193ZM198 199V198H197ZM196 201H200L197 200ZM200 199V198H199ZM203 199V198H201ZM217 199V200H218ZM223 199V198H222ZM235 197L233 198L234 201ZM249 200V198H247ZM253 197L250 199V201ZM256 199V198H254ZM14 200V199H13ZM11 200V202L13 201ZM25 200V196H24ZM27 200V198H26ZM40 200V199H39ZM64 200V199H63ZM70 200V199H69ZM98 200V199H97ZM103 200V199H102ZM109 200V199H108ZM121 200V199H120ZM148 200V199H147ZM160 200V199H159ZM207 200V202H206ZM221 200V199H220ZM227 200V199H226ZM230 200V199H228ZM247 200V202H248ZM9 201V200H8ZM33 201H35L33 199ZM41 201V200H40ZM72 201V200H71ZM133 201V200H132ZM151 201V200H150ZM154 201V200H153ZM152 201V202H153ZM156 201V200H155ZM165 201V200H164ZM168 201V200H166ZM178 201V200H177ZM231 201V200H230ZM244 198V203L245 202ZM255 201V200H254ZM257 201V200H256ZM259 201V200H258ZM262 201V200H261ZM26 202V201H24ZM32 202V201H31ZM30 202V203H31ZM68 202V201H67ZM96 201L94 200V203ZM106 202V201H105ZM175 202V201H174ZM182 202V201H180ZM178 202V204H180ZM222 200L220 201V203ZM227 202V201H226ZM237 202V201H235ZM260 202V201H259ZM2 203V200H1ZM16 203V202H14ZM18 203V202H17ZM44 203L43 201L41 202ZM40 203V204H41ZM50 203V202H49ZM79 203L80 202L79 200ZM93 203V202H92ZM122 204V202L119 201ZM166 203V202H165ZM173 203V202H172ZM176 203V202H175ZM174 203V204H175ZM182 203H185L184 201ZM181 203V204H182ZM201 203V202H200ZM199 203V204H200ZM203 203V201H202ZM225 204V201L223 202ZM234 204V202H232ZM241 203V201H240ZM238 203V205L240 204ZM243 203V202H242ZM257 203V202H256ZM261 203V202H260ZM264 203V201H263ZM6 204V202L4 203ZM33 204V202H32ZM35 204V203H34ZM41 204V205H42ZM74 204V202H73ZM89 204V203H88ZM120 204V205H121ZM150 203H148L149 205ZM170 204V201H169ZM173 204V205H174ZM180 204V205H181ZM190 204V202H189ZM188 204V206H190ZM193 202L191 203V209ZM195 204V203H194ZM198 204V203H197ZM212 207H215L216 205ZM219 204V203H218ZM259 204V203H257ZM7 205V204H6ZM14 205V204H13ZM60 205V204H59ZM72 205V204H71ZM81 205V204H80ZM100 204L96 203V206ZM114 205V204H113ZM152 205V204H151ZM161 205V204H160ZM163 205V204H162ZM168 205V204H167ZM179 205V206H180ZM185 208V204H183ZM222 204H219V208ZM237 205V204H236ZM247 205V204H246ZM245 205V206H246ZM251 205V204H250ZM255 205V203H254ZM263 205V204H262ZM21 206V205H20ZM24 206V204H22ZM27 206V205H26ZM47 207V204H45ZM61 206V205H60ZM63 206V205H62ZM95 206V207H96ZM156 206V205H155ZM176 206V205H174ZM201 206V204H200ZM205 207L204 203L202 207ZM210 206V205H209ZM224 206V205H223ZM223 206L221 208H223ZM226 205L225 211H227ZM232 206V205H231ZM235 206V205H234ZM243 206V205H242ZM242 208V210L245 208ZM252 206V205H251ZM256 206V205H255ZM261 206V205H260ZM17 207V206H16ZM25 207V206H24ZM42 207V206H41ZM40 207V208H41ZM45 207V208H46ZM85 207V206H84ZM114 207V206H113ZM119 207V206H118ZM153 207V206H152ZM201 207V208H202ZM203 207V208H204ZM205 207V208H206ZM247 207V206H246ZM264 207V206H263ZM8 208V207H6ZM26 208V207H25ZM25 208H23L25 210ZM43 208V207H42ZM41 208V209H42ZM115 208V207H114ZM139 208V207H138ZM158 207L156 206V209ZM160 208V207H159ZM158 208V209H159ZM163 208V207H162ZM176 208V207H175ZM203 208L201 210H203ZM217 208V209H219ZM239 208V206H238ZM250 208V207H249ZM260 208V207H259ZM10 209V207H9ZM8 209V210H9ZM12 209V207H11ZM11 209L9 211H11ZM20 210V208H18ZM22 209V208H21ZM27 209V208H26ZM29 209V208H28ZM27 209V210H28ZM34 209V208H32ZM83 209V208H82ZM87 209V208H86ZM100 209L101 206H100ZM118 209V208H117ZM120 209V207H119ZM188 209V208H187ZM208 209V207H207ZM207 209H205L207 211ZM214 208H212L213 210ZM216 209V208H215ZM214 209V213L216 210ZM232 209V208H231ZM236 209V206H235ZM254 209V208H253ZM17 210V209H15ZM54 210V209H53ZM56 210V209H55ZM60 210V209H58ZM56 210V211H58ZM80 210V209H79ZM88 210V209H87ZM95 210V209H94ZM111 210V209H110ZM147 210L144 209V211ZM181 210V209H180ZM221 210V209H220ZM224 210V209H223ZM223 210L219 211L221 216ZM238 210V209H237ZM246 210V208H245ZM243 212L245 214L246 212ZM248 210V209H247ZM246 210V211H247ZM251 210V209H250ZM255 210V209H254ZM22 211V210H21ZM19 211V212H21ZM55 211V212H56ZM86 211V210H84ZM113 211V210H111ZM115 211V210H114ZM142 211V210H141ZM154 211V210H153ZM164 211V210H162ZM184 211V210H181ZM218 211V210H217ZM235 211V210H234ZM233 211V212H234ZM23 212V211H22ZM21 212V213H22ZM28 212V211H26ZM116 212V211H115ZM161 212V211H160ZM167 212V211H166ZM218 212V213H219ZM228 212V211H227ZM232 210L230 211V213ZM242 212V211H240ZM234 212L232 215L237 216L241 213ZM249 212V210L247 211ZM253 212V210L251 211ZM264 212V210H263ZM5 212H3L4 214ZM13 213V212H12ZM156 213V212H154ZM165 213V212H164ZM186 213V212H185ZM198 213V212H197ZM207 213V212H206ZM210 213V212H208ZM28 214V213H27ZM99 214V213H98ZM102 214V213H101ZM119 214V213H118ZM159 214V210L157 215ZM172 214V213H171ZM169 214V215H171ZM175 214V213H174ZM178 214V213H176ZM229 214V213H228ZM252 214V213H251ZM258 214V213H257ZM2 215V214H1ZM29 215V214H28ZM82 215V214H81ZM123 215V214H122ZM121 215V216H122ZM143 215V214H142ZM155 215V214H154ZM165 215V214H163ZM168 215V214H167ZM168 215V216H169ZM194 215V211L193 214ZM207 215V214H206ZM211 215V214H210ZM215 216V214H213ZM212 215V216H213ZM226 215V213H225ZM256 215V214H255ZM260 215V214H259ZM6 216V214H5ZM4 216V218H5ZM22 216V214H21ZM30 216V215H29ZM53 216V215H52ZM83 216V215H82ZM86 216V215H85ZM96 216V214H95ZM147 216V215H146ZM159 216V215H158ZM182 216V214L180 215ZM191 216V215H190ZM190 216H188L190 218ZM195 216V215H194ZM203 216V214H202ZM212 216H210L212 218ZM213 216V217H214ZM220 216V217H221ZM224 216V215H223ZM227 216V215H226ZM231 216V215H230ZM242 217V215H240ZM244 216H248L247 214ZM16 217V216H15ZM20 217V216H19ZM69 217V216H68ZM98 217V216H97ZM106 217V216H105ZM148 217V216H147ZM153 217V216H152ZM164 217V216H163ZM184 217V216H183ZM216 217L218 218L217 214ZM229 216H227L228 218ZM249 217V216H248ZM60 218V217H59ZM89 218V217H88ZM87 218V219H88ZM95 218V217H94ZM108 218V217H107ZM154 218V217H153ZM167 218V217H166ZM204 218V217H203ZM216 218V219H217ZM225 218V216H224ZM223 217L221 219H224ZM230 218V217H229ZM232 218V219H233ZM237 217L236 219H238ZM264 218V217H262ZM61 219V218H60ZM63 219V218H62ZM68 219V218H67ZM91 219V217H90ZM123 219V218H122ZM144 219V218H143ZM175 219V218H174ZM177 219V218H176ZM175 219V220H176ZM182 219L183 218H179ZM193 219H197L194 217ZM201 219V217H200ZM205 219V218H204ZM203 219V220H204ZM214 219V218H213ZM226 219V218H225ZM231 219V218H230ZM231 219V220H232ZM236 219L234 220L236 222ZM243 219V217H242ZM247 218H245L246 220ZM261 219V218H260ZM98 220V219H97ZM102 220V217H101ZM178 220V219H177ZM199 220V219H198ZM206 220H208L206 218ZM227 220V219H226ZM229 220V219H228ZM244 220V221H245ZM249 220V219H248ZM263 220V219H262ZM55 221V220H53ZM168 221V220H167ZM170 221V220H169ZM186 221H189L187 219ZM200 221V220H199ZM212 221V220H209ZM208 221V222H209ZM217 222V220H215ZM213 221V222H215ZM230 221V220H229ZM233 221V220H232ZM241 221V220H240ZM239 221V222H240ZM18 222V221H17ZM14 222V223H17ZM46 222V221H45ZM56 222V221H55ZM58 222V221H57ZM56 222V223H57ZM86 222V221H85ZM101 222V221H100ZM122 222V221H121ZM181 222V220H180ZM185 222V219L184 221ZM193 222V221H192ZM205 222V221H204ZM203 222V223H204ZM228 222V221H227ZM225 222L230 224V222ZM251 222V221H250ZM13 223V222H11ZM81 223V222H80ZM79 223V224H80ZM112 223V222H111ZM126 223V222H125ZM234 222H231V225ZM238 223V222H237ZM254 223V221L252 222ZM257 223V221L255 222ZM264 223V222H263ZM30 224V223H28ZM69 224V222H68ZM82 224V223H81ZM107 224V223H106ZM165 224V223H164ZM167 224V223H166ZM186 224V223H185ZM191 224V223H190ZM194 224V222L192 223ZM196 224V223H195ZM194 224V225H195ZM226 224L222 226L226 227ZM235 225H238L234 223ZM15 225V224H14ZM13 225V226H14ZM65 225V224H64ZM94 225V223H93ZM98 225V223H97ZM98 228V234L101 238H107L113 235L114 231L111 232L110 229L104 227L103 224ZM120 225V224H119ZM143 225V224H142ZM146 225V224H144ZM188 225V224H187ZM207 224L205 228L208 226ZM217 225V224H215ZM221 225V224H220ZM219 225V226H220ZM250 225V224H249ZM8 226V224H7ZM40 226H42L40 224ZM71 226V225H69ZM95 226V225H94ZM108 226V225H107ZM118 226V225H117ZM141 226V225H140ZM150 226V225H149ZM148 226V227H149ZM172 226V225H171ZM169 226V227H171ZM183 226V225H182ZM186 226V225H184ZM196 226V225H195ZM233 226V225H232ZM252 226V225H251ZM256 226V225H255ZM260 224L257 228H260ZM263 226V225H262ZM20 227V226H18ZM31 227V226H30ZM29 227V228H30ZM43 227V226H42ZM76 227V226H75ZM97 227V226H96ZM120 227V226H119ZM155 227V226H154ZM189 227V226H186ZM185 227V228H186ZM203 227V226H201ZM200 227V228H201ZM214 227V226H213ZM216 227V226H215ZM28 228V227H27ZM28 228V229H29ZM33 228V227H32ZM62 228V227H61ZM79 228V227H78ZM82 228V227H81ZM86 228V227H85ZM112 228H114L112 226ZM139 228V227H138ZM144 228V227H143ZM153 228V227H150ZM162 228V226H161ZM175 228V227H174ZM190 227L191 232L193 231ZM197 228V227H196ZM199 228V229H200ZM204 228V227H203ZM207 228H210L209 226ZM206 228V229H207ZM212 228V227H211ZM231 228V226H230ZM239 228V226H238ZM247 228V227H246ZM264 228V227H263ZM262 228V229H263ZM17 230H20L16 228ZM89 229V228H88ZM115 229V228H114ZM130 229V228H129ZM142 229V228H141ZM165 228H163L164 231ZM188 229V228H186ZM234 229V228H233ZM232 229V230H233ZM240 229V228H239ZM238 229V230H239ZM250 229V228H249ZM248 229V231H249ZM256 228H252V230ZM14 230V229H13ZM16 230V232H17ZM27 230V229H25ZM30 230V229H29ZM38 230H41L40 228ZM61 230V229H60ZM64 230V229H63ZM94 230V229H93ZM97 230V229H96ZM139 230V229H137ZM145 229H143L144 231ZM169 230V229H168ZM172 230V229H171ZM183 230V229H182ZM189 230V231H190ZM195 230V229H194ZM202 229H200V234L202 236ZM221 230V228H220ZM227 230V228L225 229ZM229 230V229H228ZM231 230V229H230ZM229 230V231H230ZM237 230V227L236 229ZM233 230V231H234ZM237 230V231H238ZM258 230V229H257ZM260 230V229H259ZM2 231V229H1ZM0 231V232H1ZM21 231V230H20ZM19 231V232H20ZM35 231V230H33ZM55 231V230H54ZM91 231V230H90ZM131 231V230H130ZM142 231V230H141ZM147 231V229H146ZM161 231V230H159ZM212 231V230H210ZM219 232V229L217 230ZM235 231V233H237ZM242 231V230H240ZM247 231V232H248ZM264 231V229H263ZM15 232V230H14ZM28 232V230H27ZM41 232V231H40ZM39 232V233H40ZM43 232V231H42ZM80 232V231H79ZM82 232V231H81ZM86 232V231H84ZM83 232V233H84ZM128 232V231H127ZM137 232V231H136ZM149 232V231H148ZM166 232V231H165ZM173 232V231H172ZM175 232V231H174ZM183 232V231H182ZM181 232V233H182ZM199 232V231H198ZM206 232V231H204ZM216 232V230H215ZM217 232V233H218ZM228 232V231H227ZM231 232V231H230ZM239 232V231H238ZM258 232V231H256ZM9 233V232H8ZM22 233V232H21ZM20 233V235H21ZM31 233V232H30ZM38 233V234H39ZM87 233V232H86ZM85 233V234H86ZM135 233V232H134ZM142 235L143 233L140 232ZM146 233V232H144ZM151 233V232H150ZM164 233V232H163ZM167 233V232H166ZM176 233V232H175ZM179 233V234H181ZM190 233V232H189ZM195 231L193 232V234ZM197 233V231H196ZM208 233V232H207ZM214 233V232H213ZM212 233V234H213ZM216 233V234H217ZM222 233V232H221ZM221 233H219L221 235ZM225 233V232H224ZM232 233V232H231ZM230 233V234H231ZM244 235V231L242 232ZM253 233V232H252ZM27 234V233H26ZM29 234V233H28ZM32 234V233H31ZM35 234V233H33ZM37 234V233H36ZM42 234V233H41ZM81 234V233H80ZM97 234V235H98ZM157 234V233H156ZM178 234V233H177ZM183 234V233H182ZM217 234V235H219ZM233 235L234 232L232 233ZM231 234V235H232ZM10 235V234H9ZM19 235V237H20ZM23 235V234H22ZM48 235V234H47ZM52 235V234H51ZM83 235V234H81ZM96 235V236H97ZM115 235V234H114ZM119 235V234H118ZM130 235V234H129ZM155 235V234H154ZM161 235V232L159 233ZM159 235L154 237L155 244L163 245L160 243ZM169 235V231L168 234ZM171 235V234H170ZM188 235V234H187ZM198 238L199 235L195 234ZM219 235V236H220ZM229 235V236H231ZM232 235V236H233ZM240 236L241 234L238 233ZM237 237L236 244L231 242L229 239L224 244L219 239L216 242L211 240L210 237L202 236L199 242L202 245V252L204 255L196 254L194 247L188 244L184 250L187 252L193 251L187 254H193L195 261L193 264H249V254L240 249L239 239L241 236ZM252 238V234H248ZM256 237V234H254ZM2 236V235H1ZM8 236V235H7ZM15 234L13 235L14 238ZM18 234L16 235V237ZM31 236V235H30ZM117 236V235H116ZM138 236V235H136ZM152 236V235H151ZM163 236V235H162ZM176 236V234H175ZM218 236V237H219ZM9 237V236H8ZM15 237V238H16ZM29 237V236H28ZM33 237V236H32ZM39 237V236H38ZM57 236H55L56 238ZM84 237V235H83ZM129 237V236H128ZM150 237V236H149ZM182 237V236H181ZM217 237V236H216ZM215 237V238H216ZM226 237V236H225ZM244 237V236H242ZM21 238V237H20ZM85 238V237H84ZM97 238V237H96ZM100 238V239H101ZM115 238V237H114ZM124 238V237H123ZM126 238V235H125ZM136 238V237H135ZM140 238V237H139ZM152 238V237H151ZM159 240H157V239ZM162 238V237H161ZM166 240V237H164ZM172 238V237H171ZM186 239L187 236L185 237ZM239 238V239H238ZM3 239V238H2ZM31 239V238H30ZM29 239V240H30ZM34 239V238H33ZM37 239V238H36ZM40 239V237H39ZM88 241L87 238H85ZM134 239V238H133ZM150 239V238H149ZM163 239V238H162ZM190 239V238H189ZM192 239V238H191ZM213 239V238H212ZM218 239V238H217ZM225 239V238H224ZM231 239V238H230ZM258 239V238H257ZM15 240V239H14ZM46 240V239H44ZM49 240V239H48ZM80 240V239H79ZM103 240V239H102ZM126 240V239H125ZM128 240V239H127ZM146 240H148L146 238ZM145 240V241H146ZM169 240V236H168ZM173 240V239H172ZM179 240V238H178ZM177 240V241H178ZM182 240V239H181ZM196 240V239H195ZM232 240V239H231ZM234 240V239H233ZM250 239H247L249 241ZM4 241V240H3ZM10 241V242H12ZM70 241V238H69ZM92 241V239H91ZM114 240L112 239L111 242ZM134 241V240H133ZM141 241V240H140ZM187 241V240H185ZM215 241V240H214ZM225 241V240H223ZM243 241V240H242ZM241 241V242H242ZM246 241V242H247ZM254 241V240H252ZM259 241V240H258ZM255 240V242H258ZM36 240H33V243ZM46 242V241H44ZM80 242V241H78ZM89 242V241H88ZM152 242V240H151ZM164 242V241H163ZM171 242V240H169ZM189 242V241H188ZM190 242H192L190 240ZM251 242V241H250ZM96 245L97 242H94ZM107 243V242H106ZM110 243V242H108ZM142 243V242H141ZM165 243H167L165 241ZM177 243V242H176ZM180 244V242H178ZM185 243V242H184ZM184 243H181L184 245ZM245 243V242H244ZM43 244V243H42ZM47 244V243H46ZM81 244V243H79ZM127 244V243H126ZM148 244V243H146ZM153 244V243H152ZM169 244V243H168ZM246 244V243H245ZM250 246L251 243H249ZM259 244V243H258ZM9 245V244H8ZM17 245V242H16ZM29 245V244H28ZM36 245V243H35ZM82 245V244H81ZM88 245H91L88 243ZM100 245V244H99ZM149 245V244H148ZM167 245V244H166ZM165 245V246H166ZM170 245V244H169ZM186 245V244H185ZM190 245V247H189ZM200 245V246H201ZM225 245L228 247L229 251L224 250ZM257 245V244H256ZM112 246V245H111ZM147 246V245H146ZM165 246H162L165 247ZM172 246V245H171ZM180 246V245H178ZM177 246V247H178ZM187 246V245H186ZM197 247V245H195ZM242 246V244H241ZM249 246V245H248ZM32 247V246H31ZM71 247V246H70ZM76 247V246H75ZM74 247V248H75ZM91 247V246H90ZM94 248V246H92ZM143 247V246H142ZM156 247V245H155ZM168 247V246H167ZM174 248V246H172ZM169 247V248H172ZM176 247V244H175ZM182 247V246H180ZM194 250H192V248ZM255 247V246H254ZM263 247V246H262ZM47 248V247H46ZM67 248V247H66ZM73 248V247H72ZM92 248V249H93ZM96 248V246H95ZM95 248L93 252L95 251ZM99 247L96 248V251ZM149 248V246H148ZM184 248V247H182ZM191 248V249H190ZM252 248V247H251ZM35 249V248H34ZM71 249V248H70ZM102 251L105 252L104 248ZM98 249V250H101ZM161 249V248H160ZM159 249V250H160ZM164 249V248H163ZM199 248H197L198 250ZM245 249V248H244ZM250 249V248H248ZM256 249V248H255ZM31 250V249H30ZM50 250V249H49ZM73 250V249H72ZM90 250V249H88ZM113 250V249H112ZM158 252V249H156ZM165 250V249H164ZM170 250V249H169ZM257 249L256 252H258ZM15 252V250H13ZM24 251V250H23ZM26 251V248H25ZM87 251V250H86ZM96 251L94 252L96 254ZM163 251V250H162ZM166 251V250H165ZM162 252L167 253V252ZM170 251H173L172 249ZM168 251V252H170ZM201 251V250H200ZM199 251V252H200ZM253 251V250H252ZM4 252V251H3ZM8 252V251H7ZM12 252V253H14ZM22 252V249L21 251ZM55 252V251H54ZM89 252V251H88ZM92 252V251H90ZM100 252V251H99ZM98 252V253H99ZM109 252V251H108ZM155 252V251H154ZM176 252V251H175ZM171 256L169 262L174 259ZM178 250V254H179ZM184 252V251H183ZM198 252V251H197ZM255 252V251H253ZM262 252V251H261ZM10 253V252H9ZM24 253V252H22ZM28 253V252H27ZM80 253V252H79ZM82 253V252H81ZM97 253V254H98ZM103 253V252H102ZM101 253V255H102ZM182 253V252H181ZM180 253V254H181ZM59 254V253H58ZM73 254V253H72ZM71 254V255H72ZM84 254V253H83ZM89 254V253H88ZM93 254V253H90ZM116 254V253H115ZM126 254V253H125ZM160 255V252H158ZM177 254V253H176ZM179 254V255H180ZM185 254V252H184ZM184 254H182L184 256ZM261 254V253H260ZM7 255V254H6ZM11 255V254H10ZM75 255V254H74ZM106 255V254H105ZM108 255V254H107ZM106 255V256H107ZM123 255V254H122ZM149 255V254H148ZM165 255V254H163ZM178 255V257H179ZM186 255V254H185ZM257 255V254H255ZM254 255V257H255ZM33 256V255H32ZM36 256V255H35ZM80 256V255H79ZM93 257V255H89ZM104 256V254H103ZM106 256L103 259L106 260ZM167 256V255H166ZM165 256V257H166ZM181 256V255H180ZM188 256V255H187ZM264 256V255H263ZM27 257V256H26ZM75 257V256H73ZM159 257V256H158ZM162 257V256H160ZM169 257V256H168ZM178 257H176L178 259ZM191 257V256H189ZM260 259V255H258ZM28 258V257H27ZM39 258V257H38ZM83 258V257H82ZM85 258V256H84ZM186 258V257H185ZM184 258V259H185ZM2 259V258H1ZM57 259V258H56ZM71 259V257H70ZM88 259V258H87ZM99 259V258H98ZM112 259V258H111ZM164 259V258H161ZM182 259V258H181ZM193 259V258H192ZM255 259V258H254ZM257 259V258H256ZM30 260V259H29ZM93 260V259H92ZM121 260V259H120ZM56 261V260H55ZM71 261V260H70ZM84 261V260H83ZM91 262V260L88 259ZM99 262L98 260H96ZM112 261V260H109ZM150 261V260H148ZM176 261V260H174ZM181 261V260H180ZM189 261V260H188ZM12 262V261H11ZM10 262V263H11ZM15 262V261H13ZM69 262V261H68ZM77 262V261H76ZM87 262V261H85ZM101 262V261H100ZM99 262V263H100ZM103 262V260H102ZM101 262V264H102ZM115 262V260H114ZM111 262L112 264L114 263ZM182 262V261H181ZM193 262V261H192ZM252 262V261H251ZM250 262V263H251ZM255 262V260H254ZM260 262V260H259ZM258 262V263H259ZM30 263V262H29ZM32 263V262H31ZM73 263V261L71 262ZM75 263V262H74ZM80 263V261H79ZM96 263V262H95ZM173 263V262H172ZM169 263V264H172ZM187 263H191L190 261ZM185 263V264H187ZM23 264V263H21ZM43 264V263H42ZM48 264V263H47ZM61 264V263H60ZM82 264V263H81ZM87 264V263H86ZM110 264V263H109ZM116 264V263H114ZM124 264V263H123ZM179 264V263H178ZM192 264V263H191ZM252 264V263H251Z\"/></svg>",
  "mask_w": 264,
  "mask_h": 264
}]
</instances>
